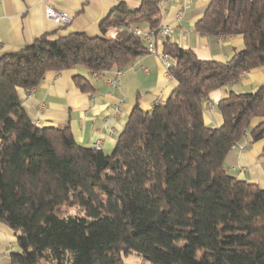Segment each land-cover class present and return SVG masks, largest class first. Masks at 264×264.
Segmentation results:
<instances>
[{"label":"trees","instance_id":"1","mask_svg":"<svg viewBox=\"0 0 264 264\" xmlns=\"http://www.w3.org/2000/svg\"><path fill=\"white\" fill-rule=\"evenodd\" d=\"M159 15L160 0L135 10L120 3L96 36L43 34L0 56V224L19 246L8 264H124L129 253L150 264H264V190L224 164L233 146L264 137V83L219 100L220 126L203 120L209 92L264 65V0L205 7L197 33L243 37L225 62L165 36L177 85L150 110L133 106L110 153L79 144L68 126L35 124L22 106L18 89L35 88L48 71L104 73L148 53L127 26L146 25L156 37ZM74 82L93 89L81 75ZM65 206L78 213L61 215Z\"/></svg>","mask_w":264,"mask_h":264},{"label":"crops","instance_id":"2","mask_svg":"<svg viewBox=\"0 0 264 264\" xmlns=\"http://www.w3.org/2000/svg\"><path fill=\"white\" fill-rule=\"evenodd\" d=\"M210 0H160L159 25L168 24L170 31L157 35L152 41L156 53H146L126 67L115 84L116 69L96 73L83 66L59 72L48 71L38 86L31 90L18 89V96L29 118L39 126H68L75 140L85 147H95L110 153L134 105L143 111L165 101L177 82L161 60L164 37L181 47L191 48L198 58L225 62L243 47L242 35L219 36L211 39L194 29L195 23ZM120 3L137 9L141 0H0V56L12 53L43 34L67 35L99 34V23ZM47 6L66 13L67 24H57L44 13ZM144 32L146 25L136 26ZM89 80L93 89L81 91L74 77ZM264 83V65L244 72L240 77L209 92L203 108L207 126L218 127L222 116L217 103L230 91L254 92ZM259 123L252 120L251 126ZM227 173L237 179L257 184L264 190V137L247 143V139L233 146L225 156ZM19 251L15 232L0 224V264H8L12 252Z\"/></svg>","mask_w":264,"mask_h":264},{"label":"built area","instance_id":"3","mask_svg":"<svg viewBox=\"0 0 264 264\" xmlns=\"http://www.w3.org/2000/svg\"><path fill=\"white\" fill-rule=\"evenodd\" d=\"M44 13H45V16L49 20H51L57 24H67L70 20V17L66 13L57 11L56 9H54L51 6H47L44 10ZM127 30L131 31L137 35L142 36L143 40L146 42V44L148 46V51L150 53H156V49H155L153 41H152V31L144 32L141 28L136 27V26H132V25H128ZM169 31H170V26L168 24H160L158 27V34L161 36L167 34ZM161 60L163 61L164 66L167 69V67L170 64L168 56L166 54H161ZM121 73H122L121 68L116 69L114 72V79H111L108 82L111 85H114L115 80L119 78ZM95 148L100 149L101 148V142H96Z\"/></svg>","mask_w":264,"mask_h":264},{"label":"rangeland","instance_id":"4","mask_svg":"<svg viewBox=\"0 0 264 264\" xmlns=\"http://www.w3.org/2000/svg\"><path fill=\"white\" fill-rule=\"evenodd\" d=\"M59 213L61 215L75 214V213H78V208L65 206L61 208ZM123 261H124V264H150L148 261L144 260L142 257L134 253L123 255Z\"/></svg>","mask_w":264,"mask_h":264}]
</instances>
